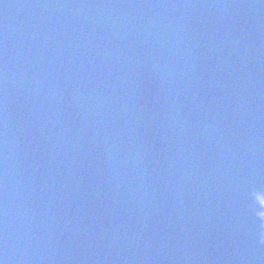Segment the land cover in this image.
Masks as SVG:
<instances>
[{
  "label": "water",
  "instance_id": "1",
  "mask_svg": "<svg viewBox=\"0 0 264 264\" xmlns=\"http://www.w3.org/2000/svg\"><path fill=\"white\" fill-rule=\"evenodd\" d=\"M0 264H264V0H0Z\"/></svg>",
  "mask_w": 264,
  "mask_h": 264
}]
</instances>
